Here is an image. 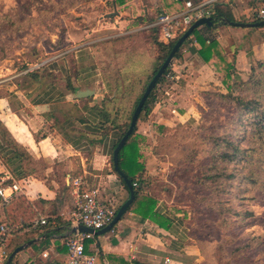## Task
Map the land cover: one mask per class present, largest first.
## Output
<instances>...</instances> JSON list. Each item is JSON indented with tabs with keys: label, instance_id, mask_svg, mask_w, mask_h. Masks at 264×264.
Returning <instances> with one entry per match:
<instances>
[{
	"label": "crops",
	"instance_id": "obj_1",
	"mask_svg": "<svg viewBox=\"0 0 264 264\" xmlns=\"http://www.w3.org/2000/svg\"><path fill=\"white\" fill-rule=\"evenodd\" d=\"M218 1L236 22H249L253 19L254 5L264 4V0ZM184 5L185 2H181V12ZM148 26L147 29L142 27L143 32H140V28L130 21L128 26H123L130 27L126 33L103 43L108 48L107 54L116 59V74L122 80L128 77L136 79L139 85L144 83L159 56L151 42ZM253 31L219 22L211 27L204 25L198 28L208 44L212 41L219 44L239 75H243L251 65L247 57L251 50L264 57L261 48L263 39ZM194 40L196 38L192 35L181 48L179 56L174 58L175 62L171 63L172 67L176 66V74H173V80L166 79L170 86H158L151 113L138 120L134 139L141 154L140 163L145 166L144 178L156 180L159 172L163 171L156 149L164 139L165 131L183 125L189 119L187 112L191 113L192 105L181 104L184 95H190V89L195 90L207 82L223 87L213 67L199 56L201 45L198 41L194 44ZM79 60L82 64L90 61L88 57ZM62 62L63 65L56 60L45 62L43 68L65 82L66 78H71V72L66 60ZM21 73L0 81V91L7 93L0 97V188H7L10 182L21 189L10 205L2 203L0 199V221H19L18 224L26 226L18 238L12 236L9 239L7 250L34 242L18 253L12 264H67L66 241L72 234L67 224L70 223L75 198L73 182L82 179V190L97 191L102 201L112 203L117 208L130 198L129 191L112 165L114 148L121 132L114 129L103 135L100 130L103 119L99 109L103 108L107 90L103 83L105 74L96 67L83 66L75 76L78 85L97 84L90 89L95 91L93 97L80 100L77 93L89 88L77 87L72 82L79 89L72 94L67 84L61 88L53 82L47 84V79L35 82L26 79V83L21 85L18 78L25 75ZM121 84L125 85V89L128 87V83L121 81ZM177 95L178 99L174 101L176 105L166 103V97L173 99ZM172 119L177 122L170 123L174 121ZM3 128L9 134L8 142H14L35 160L43 162L45 168L42 177L14 179L13 174L18 173L19 169L5 160L9 149L1 136ZM63 182L68 187L67 192L63 190ZM168 182L169 176L166 178ZM154 193L160 195L161 191ZM141 195L142 198L154 196L151 190ZM156 198L157 205L153 210L155 218L137 212L139 207L134 203L111 232L86 241V252L100 255V260H106L109 264H188L186 257L198 261L199 252L194 250L189 234V218L181 211L182 207L165 197ZM44 218L49 223L48 227L36 224ZM44 253H48L49 257L44 258Z\"/></svg>",
	"mask_w": 264,
	"mask_h": 264
},
{
	"label": "rangeland",
	"instance_id": "obj_2",
	"mask_svg": "<svg viewBox=\"0 0 264 264\" xmlns=\"http://www.w3.org/2000/svg\"><path fill=\"white\" fill-rule=\"evenodd\" d=\"M174 1L0 0V18L6 26L17 20L14 27L10 26L14 31L0 33V51L6 36H16L7 47V55L0 53V81L43 68L45 62L56 60L63 65V59L74 78L71 83L77 87L94 89L97 85H78L75 76L83 66H94L114 81L116 59L107 54L108 48L103 43L126 33L130 27L123 26L130 21L143 32L142 27L147 29L159 14L167 11L166 4ZM57 2L63 3L62 6ZM254 6L256 10L262 4ZM253 32L263 39L264 50V28ZM250 52L247 57L251 65L243 75L236 73L233 93L243 95L246 100L258 99L264 108V57ZM81 57L90 61L82 64ZM169 69L176 74V66ZM252 77L261 83L260 87L250 84ZM19 79V84L24 85L26 79L23 76ZM166 79L161 88L170 86ZM241 81L247 84L242 91L237 86ZM52 82L53 78L46 80L47 84ZM60 82L56 80L57 86L63 88L67 78ZM121 85L123 91L125 85ZM218 89L228 93L223 87L207 82L184 95L181 104L192 105V111L187 112L189 119L185 124L171 128L163 137L160 155L164 159L159 158L163 171L159 172L156 185L169 186L172 191L165 198L182 207L181 211L189 218V234L199 254L198 261L186 257L188 264H264V130H257L255 114L245 112L236 102L226 103L215 95H205L218 94ZM141 91L140 86L137 93ZM177 97H166V103L176 105ZM132 108L127 110L124 121ZM172 120L170 123L177 122ZM213 131L216 136L211 137ZM224 138L234 142L240 151L232 161H224L221 153L216 155V150L212 151L216 140ZM208 144L210 153L204 151V145ZM227 147L224 143L220 150ZM226 151L233 154L229 148ZM174 175L177 177L173 182L181 186L180 190L171 185Z\"/></svg>",
	"mask_w": 264,
	"mask_h": 264
},
{
	"label": "trees",
	"instance_id": "obj_3",
	"mask_svg": "<svg viewBox=\"0 0 264 264\" xmlns=\"http://www.w3.org/2000/svg\"><path fill=\"white\" fill-rule=\"evenodd\" d=\"M43 1H45V0H43ZM186 1L187 0H175L172 4H166L167 6L164 5L165 9L167 10L165 12V14L173 15V14L180 13L182 10L181 2H186ZM57 4L60 7V6H62L63 3L60 4V2H57ZM223 7H224L223 4L219 3V1H218V2H215L211 6V8L209 9V11H210L209 16H211L215 19L214 23L219 22V23L224 24V22L221 19H229L231 21L236 22L235 18L229 12L224 11ZM8 14L9 13H7V15ZM157 19H158V17L155 18V20H154V22H152V24L155 23L157 21ZM16 21L17 20H11L10 26L14 27L17 23ZM253 22H259V21L255 20ZM10 26L9 25L6 26L5 22H3V18H0V33L5 32V31H14L11 29ZM148 30L150 32L151 42L153 43V46H155L156 49L158 50L159 56L157 57L155 63L153 64L151 72L146 76L144 83L142 82L139 85L138 81L136 79L128 78V77H126L122 80L121 77L120 78L118 77V75L116 76L115 80L113 81L112 78H110L108 76V74L104 73L105 78H103V83L105 84V87L107 90V95L103 100V108L99 109V114L103 119V122L101 123V126H100V130L102 131L103 135H106L108 132H110L111 130H114V129H118L121 132V136H120L117 144L115 145V148L118 146L121 139L123 138V136L128 131L131 120H132L133 113H134L136 107L138 106V104H139L146 88L148 87L149 83L151 82L153 77L156 75V73L159 71V69L161 68V66L165 62V60L168 58L169 54L171 53V51H172L174 45L176 44V42L178 41V39L181 38L188 29L186 31L180 30L177 37L167 44L159 41L160 40V28L159 27H152V28H149ZM192 35L196 38V40L201 45V50L199 52V56L203 59V61H205L207 64H210L213 67L216 75L219 77V80L221 81V83L224 87L223 90L228 91V93L225 94L224 91L222 92L221 89H218V91H219V92H217L218 94H214V92H207L205 95L206 96H214L215 95L217 98H220L222 102H226V103L236 102L237 106L240 107L241 109H243L245 112L250 113V114H255V118H257V130H260V129L264 130V108L260 107L262 105V102L259 101L258 99L246 100V99H244L243 95L240 94V95L236 96L233 93V81L236 78L235 65H233L231 63V61L229 60V58L223 54V52L221 51V48L217 42L212 41V42H210V44H208L207 40L204 39L199 34L198 29H196ZM138 37L139 36H137L135 38H138ZM15 39H16L15 34H12L11 36H6L5 40H3V49H1L0 53L3 51V53L5 52V55H7V53L9 52V51H7V47L9 46V44L14 42ZM188 40L186 42H188ZM185 43L182 45L181 48H183L185 46ZM180 50L176 54L175 58H177L179 56ZM5 55H3V59L6 57ZM259 65H262V63H260ZM168 71H169V68L166 70L165 74L160 78L155 89L151 92L148 100L146 101V103L143 107V110H142V113H141L139 119L142 116H147L151 113L153 106H154V103H155V100H156V90H157L158 86L162 85L165 82L166 75H167ZM105 72L108 73V70H105ZM115 72H118V71H116V68H115ZM125 75H127V74H125ZM76 76H78V73L76 74ZM23 77L27 80L32 81V82L39 81L42 79H51V78H53L55 80V82H53V84H57L56 80L59 81V79H56L57 78L56 76H54L53 74H50L48 72V70L44 69V68H39V69H35L33 71H29ZM113 79H114V77H113ZM121 81L125 84L128 83V87L123 91L121 89L122 88ZM236 81H238V80L236 79ZM250 84L252 86L257 85V87L261 86L260 85L261 83L254 81L253 77L250 80ZM135 85H139V86H135ZM246 85H247L246 82L241 81L240 84L237 85V86H239L238 90L242 91V89ZM140 86L142 87V91L140 93H137L138 88ZM67 88L72 92V94H76L77 91L79 90L78 88H75L72 85L71 78L67 79ZM6 94L7 93L4 90L0 91V97H2V96L4 97ZM131 104L133 106L132 111H131L130 115L128 116V119H126L124 121L125 115H127L126 114L127 110L130 107H132ZM169 130L170 129H167L165 131V133H167ZM136 131H137V126L135 127L134 132L132 133L129 140L127 141V143L125 144V146L121 149V151L119 153V167L122 170V172L129 178L132 185L135 183L139 184L138 188H134V191H135L134 203L136 206L139 207L137 209V212L142 213L143 215H145V217L148 216V217L155 218L153 210H154L155 206L157 205V198L156 197H159V196L165 197L172 190H170V187H168L167 190H165V188L167 186L165 187V186L161 185L158 187L156 185L157 184L156 180H154L151 177L144 178L145 166L142 163H140L141 154L139 151L138 144L134 139ZM210 135H211V137H213V136H216V133L213 131ZM1 136L3 138V141H5L7 144L6 147L9 149L8 153L6 154V158H5L6 162L9 164H12V165H17L18 169H19L18 173L13 174L14 179L21 180V179L32 177V176L42 177L41 175H42L43 170L45 168L43 162L35 160L25 149L17 146L14 142H8L7 138L9 137V134L4 128L2 130ZM163 141H164V139L160 142L159 146L157 147L156 153H157L159 158L163 157V159H164V156L160 155L161 146L163 144ZM203 141L206 143L207 140L203 139ZM220 142H223V144L226 143L228 146L227 148L232 150L233 154H230L229 151H226L227 148L224 149L223 151H221L220 149H221L223 144ZM204 146H206V148H204V151L210 153L209 144L204 145ZM215 150H216V152H215L216 155H220V153H221L222 159L224 161H226V160L232 161L240 153L237 145L234 142L227 141L226 138H224V140L223 139H221V140L217 139L216 140V144L214 145L212 151H215ZM191 156H192V154H191ZM112 165H113V159H112ZM113 169H114V166H113ZM176 177H177V175H174L171 178L170 182H171V185H173V187H176L177 190L178 189L180 190L181 186L179 185L180 186L179 187L176 182H173V181H175ZM119 178L122 181L125 188L129 191L124 180L120 176H119ZM72 179L74 180L76 178H71V180ZM11 185L12 184H10V182H9L8 186H11ZM8 186H7V188H8ZM63 190L65 192L68 191V187L66 186L65 182H63ZM147 190H149V191L151 190V192L153 193L154 196L142 198L141 197L142 192L147 191ZM155 191H161L160 195H157L158 193L155 194L154 193ZM16 196L12 200H10L8 203H5V204L6 205L12 204L16 200V198H17ZM119 209L120 208L118 207L117 212ZM129 209H128V211H129ZM0 223H7L11 228H13L14 239L18 238V236L21 235V232H23L26 229V226H21L20 224H18L19 221L18 222L12 221L9 223L0 221ZM47 225H45V226H47ZM67 226L69 227L70 223H68ZM17 247H19V246H16V248ZM16 248H14L13 250H10V251L8 250L9 256L11 255V253Z\"/></svg>",
	"mask_w": 264,
	"mask_h": 264
},
{
	"label": "built area",
	"instance_id": "obj_4",
	"mask_svg": "<svg viewBox=\"0 0 264 264\" xmlns=\"http://www.w3.org/2000/svg\"><path fill=\"white\" fill-rule=\"evenodd\" d=\"M218 0H187L184 5V11L178 14L168 15L159 14L155 23L148 28L159 27L160 39L163 43H169L175 39L180 30L186 31L197 20L209 16V9ZM253 20H264V4L256 9L253 13ZM194 44L197 40H194ZM172 65H170L171 67ZM169 67V68H170ZM167 79H174L170 69L166 75ZM74 191V208L70 213V229L77 228L79 225L97 230H102L108 226L117 214V207L112 203L102 201L97 191L82 190V179H76L73 182ZM134 188H138L139 184H133ZM9 191V193H5ZM21 191L19 185L12 184L8 188H0V199L2 203H8L16 194ZM39 226L48 224L47 220L40 219L36 223ZM13 228L7 223H0V264H5L9 257L7 245L9 239L13 236ZM93 235L87 233H72L66 241L68 248L67 264H109L106 260H100L98 254H88L86 252L85 243L91 239ZM44 258L49 257L48 253L43 254Z\"/></svg>",
	"mask_w": 264,
	"mask_h": 264
},
{
	"label": "water",
	"instance_id": "obj_5",
	"mask_svg": "<svg viewBox=\"0 0 264 264\" xmlns=\"http://www.w3.org/2000/svg\"><path fill=\"white\" fill-rule=\"evenodd\" d=\"M214 18L213 17H204L201 18L199 20H197L196 22L193 23V25L185 32V34L178 39V41L176 42V44L174 45L171 53L169 54L168 58L165 60V62L163 63V65L161 66V68L159 69V71L156 73V75L153 77V79L151 80V82L149 83L148 87L146 88L138 106L136 107L133 116H132V120L129 126L128 131L126 132V134L123 136V138L121 139L120 143L118 144V146L115 148L114 152H113V166H114V171L116 172L117 175H119L124 182L126 183L127 188L129 189L130 192V198L127 202H125L120 209L118 210L115 218L113 219V221L106 226L104 229L102 230H97L95 231L94 229L85 227L83 225H79L77 228L72 229L71 233H76V232H80V233H87L93 236H102L104 234H107L109 232H111L113 230V228L121 221V219L123 218V216L127 213L128 209L132 206V204L134 203L135 200V191H134V187L131 183V181L129 180V178L122 172V170L119 167V153L121 151V149L125 146V144L127 143V141L129 140L130 136L132 135V133L135 130V127L137 126L139 117L142 113L143 107L146 103V101L148 100L151 92L155 89L158 81L160 80V78L165 74L166 70L170 67L172 61L174 60L176 54L179 52V50L181 49L182 45L192 36V34L194 33V31L196 29H198L201 26L207 25L209 27L213 26L214 24ZM225 24L232 26V27H238V28H245V29H256V28H264V20L263 21H259V22H234L231 21L229 19H221ZM95 94L94 90H84V91H79L77 93V98L80 99H87V98H91L93 97ZM34 242L30 241L18 248H16L12 254L9 256L8 260H7V264H12L13 259L16 257V255L18 253H20L21 251H23L25 248L31 246Z\"/></svg>",
	"mask_w": 264,
	"mask_h": 264
}]
</instances>
